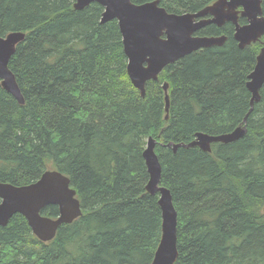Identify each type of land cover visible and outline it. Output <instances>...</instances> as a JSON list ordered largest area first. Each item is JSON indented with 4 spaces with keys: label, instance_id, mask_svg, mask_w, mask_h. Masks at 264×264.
I'll return each mask as SVG.
<instances>
[{
    "label": "trees",
    "instance_id": "obj_1",
    "mask_svg": "<svg viewBox=\"0 0 264 264\" xmlns=\"http://www.w3.org/2000/svg\"><path fill=\"white\" fill-rule=\"evenodd\" d=\"M214 1L160 5L198 12ZM75 2L0 0V36L25 33L9 62L25 102L0 80V182L29 184L56 169L83 209L49 242L13 215L0 226V264H151L162 211L159 194L146 190L150 137L178 214L175 264H264V83L253 104L247 87L264 37L240 48L232 22L210 23L195 34L227 40L167 64L142 96L127 72L118 21L101 22L97 2L83 9ZM239 126L243 135L213 142L211 151L187 146L198 132L219 136Z\"/></svg>",
    "mask_w": 264,
    "mask_h": 264
},
{
    "label": "water",
    "instance_id": "obj_2",
    "mask_svg": "<svg viewBox=\"0 0 264 264\" xmlns=\"http://www.w3.org/2000/svg\"><path fill=\"white\" fill-rule=\"evenodd\" d=\"M264 0H216L198 12H169L160 5V0L135 3L133 0H76L74 7L83 9L92 2L104 7L101 22L118 21L124 51L128 57V75L142 96L146 93V82L158 80L159 74L169 63L185 55L212 45H222L225 34L219 36L196 35L202 27L226 22L235 25L234 38L240 48L261 40L264 36ZM207 16V18H205ZM239 17L247 22L241 24ZM25 33L12 31L0 36V80L3 88L19 103L24 97L9 68V62ZM264 83V44L257 56V63L249 74L248 89L252 92L251 103L260 99V88ZM169 83L163 84L166 100V118L169 116ZM244 127H237L229 134L213 136L198 132L187 146L197 145L211 151L213 142L228 143L245 133ZM157 141L150 137L144 150L149 172L147 192L159 194L162 211V227L159 245L151 264H175L178 257L177 224L178 214L170 190L161 185V162L155 151ZM177 148V145L174 147ZM71 187L70 178L56 169H47L39 179L29 184L15 185L0 182V226L7 225L15 214L24 216L34 235L44 242L53 240L63 224H69L82 215V206ZM50 204L58 206L57 216L42 213Z\"/></svg>",
    "mask_w": 264,
    "mask_h": 264
},
{
    "label": "bare ground",
    "instance_id": "obj_3",
    "mask_svg": "<svg viewBox=\"0 0 264 264\" xmlns=\"http://www.w3.org/2000/svg\"><path fill=\"white\" fill-rule=\"evenodd\" d=\"M74 4H75V3H74ZM74 8H75V7H74ZM75 9H76V8H75ZM248 81H249V76H248ZM248 81H247V82H248ZM158 245H159V244H158Z\"/></svg>",
    "mask_w": 264,
    "mask_h": 264
},
{
    "label": "rangeland",
    "instance_id": "obj_4",
    "mask_svg": "<svg viewBox=\"0 0 264 264\" xmlns=\"http://www.w3.org/2000/svg\"><path fill=\"white\" fill-rule=\"evenodd\" d=\"M205 18H207V16H206ZM260 50H261V49H260Z\"/></svg>",
    "mask_w": 264,
    "mask_h": 264
}]
</instances>
